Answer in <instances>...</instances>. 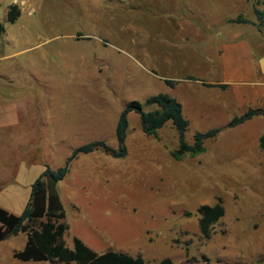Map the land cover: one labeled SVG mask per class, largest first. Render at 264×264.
<instances>
[{
    "label": "rangeland",
    "instance_id": "1",
    "mask_svg": "<svg viewBox=\"0 0 264 264\" xmlns=\"http://www.w3.org/2000/svg\"><path fill=\"white\" fill-rule=\"evenodd\" d=\"M10 6L19 11L12 24L6 20ZM258 9L264 11V0ZM238 17L248 23L229 22ZM0 24V207L16 215L46 166L57 169L72 149L95 141L116 149L118 114L128 102L143 104L160 93L181 96L191 120L215 110L213 96L172 92L160 77L202 79L217 70L221 39L264 55V25L258 33L253 0H0ZM153 108L143 105L144 112ZM228 117L219 108L217 126ZM128 124L127 131H134L125 158L112 161L97 149L100 160L87 162L84 186L79 165L57 184L68 226L65 246L71 249L77 237L97 253L121 252L151 263L171 258L173 264H247L217 259L235 254L254 260L264 234L250 233L243 212L234 210L242 219L208 242L196 220L200 206L220 203L229 213L228 201L237 205L248 181L238 178L235 163L247 149V166H258L256 137L264 133V122L223 129L204 142L203 153L180 161L170 156L178 143L170 123L155 136L140 137L138 114L129 113ZM194 133L189 126L187 143ZM258 177L264 197V172ZM257 219L264 226V216ZM224 229L221 218L214 232ZM25 241L18 234L0 242V264H49L14 259L12 252Z\"/></svg>",
    "mask_w": 264,
    "mask_h": 264
},
{
    "label": "trees",
    "instance_id": "2",
    "mask_svg": "<svg viewBox=\"0 0 264 264\" xmlns=\"http://www.w3.org/2000/svg\"><path fill=\"white\" fill-rule=\"evenodd\" d=\"M260 0H253V13L257 19V31L261 32L264 25V11L258 9ZM19 17L16 6H10L6 14L8 23H14ZM230 23L247 24L241 17L229 20ZM4 26L0 24V33ZM192 79V78H190ZM164 83L173 87L174 83L165 80ZM206 87L225 89L224 85L204 84ZM143 105L154 106L153 110L144 112ZM139 116L140 128L144 135L155 136L157 131L167 123L177 132L178 147L170 153L175 160L184 156H196L204 152V142L214 139L220 129H211L204 133H194L192 143L185 141L188 121L182 116L181 105L166 94L148 97L144 103L130 101L119 113L115 126L116 149L109 148L103 141H95L79 146L71 151L64 164L57 169L44 168L39 177L31 184L27 203L19 214H13L0 207V242L18 234L26 238L21 251H13L12 257L21 262H47L49 264H152L140 256L133 257L125 253L106 251L98 254L85 245L77 237L72 238V248L65 246L64 237L68 226L65 222V211L61 202L57 184L67 175L71 163L80 155L89 154L97 149L102 150L114 159L126 156L125 139L128 129V114ZM262 115L264 111L248 109L243 115L233 117L227 124L232 128L251 118ZM259 147L264 153V135L259 139ZM198 227L201 236L208 239L214 225L223 217L224 209L220 203L214 206L204 205L199 209ZM189 215V214H187ZM157 264H173L169 258L160 260Z\"/></svg>",
    "mask_w": 264,
    "mask_h": 264
},
{
    "label": "crops",
    "instance_id": "3",
    "mask_svg": "<svg viewBox=\"0 0 264 264\" xmlns=\"http://www.w3.org/2000/svg\"><path fill=\"white\" fill-rule=\"evenodd\" d=\"M220 41L222 42L221 43L219 42V45L215 48V50L218 51V56H219V68L217 70L209 69L208 71L205 72L202 79H195L193 77H183L182 79H174V78H171L170 75L162 76L159 79L163 83L165 80L172 81L174 83L173 87H169L165 83L164 85L168 87L172 92L177 89H183L189 92L188 97L192 99L196 98V96L198 95L196 92H199V91H202V94L204 96H208L209 98L213 96L211 100L213 101V103L216 104L215 110L212 113H208V112L199 113L198 114L199 120L197 119L191 120L187 116H184L183 108L181 106L182 116L188 121L189 126H195V133L197 132L204 133L211 129H220L221 131L223 129L224 130L228 129L226 126L230 122V120L235 116L243 115L248 109H259V110L264 111V55L261 56L260 58L255 57L254 55H252V51H250V49L247 48L246 44L242 42H235L231 40L226 41L222 39ZM204 84L224 85L225 89H220L218 87H206ZM170 97L175 99L177 102L181 99V96H170ZM219 108H223L229 114L228 121L222 127L221 126L218 127L215 122L216 111ZM253 120L264 122V116L262 115L255 116L251 118L250 120H247L238 126L244 125L248 123L249 121H253ZM199 125H202L205 128L198 129L196 126H199ZM238 126H235V127H238ZM164 127L165 125L162 128ZM235 127H232V128H235ZM128 129L129 130L131 129V126H129V124H128ZM132 131H134V129H132L131 131H127V135L125 139V146H126V151H127L126 155L129 153V145H130L129 137H130V132ZM139 131L140 130L136 131L137 137H140V135L143 134L142 131L140 132ZM262 135H264V133L259 134L256 137V141H258L257 142L258 146H259V139ZM177 147H178V143H177ZM95 151L89 154H83V155L78 156L71 163L69 171L67 173L68 175L73 165L75 167L79 165V172H80L79 174L83 178V183H82L83 186H84V183H86L84 173H86L87 168H88L87 162H89L90 160L92 161L97 160L96 158L100 160L99 157L94 153ZM171 152L172 150L170 151V153ZM70 153L66 156L65 160L69 157ZM250 154H251V150L248 152V150L245 149V152L241 155V158H239V162L235 163V165H240L241 172L239 174V177L236 175L229 174L228 172L226 174L228 177H231V178L238 177L241 181H244V180L248 181V188L245 189V192L241 190L242 195L237 205L234 204L232 199L228 201V204H229L228 208L230 209V212L229 213L227 212L226 207L223 208L224 215L222 218L224 219V222H225L224 231L222 232V234H215L214 227H213L210 237L206 239L207 242L211 240L215 235H221V236L225 235L227 233L228 224L229 222L233 221V219H235L236 222L242 219L241 215L237 217L234 216L233 214L234 210H237V211L240 210L246 215L247 222H245V227L249 228V230L251 231L250 232L251 234H264V233H261L264 231L263 222L260 223L259 220L257 219V217L261 218L264 216V213H263L264 212L263 211L264 210V197L262 196L260 191H258V182L260 178L258 176H259V173L264 172V153L262 152L261 149L259 150V154L257 158L258 166L254 167V170L250 168L249 166H247L248 158L250 157ZM113 160H119V159L112 158V161ZM112 161L108 163H111ZM175 161H180V160H175ZM95 169H98V166H95ZM98 174L99 172H97V175L96 177H94L93 182L95 181V178H97L98 180V177H97ZM255 184H257V186L255 188H251ZM83 186L81 187L82 190H83ZM61 202H62V199H61ZM201 207L202 206L198 208V211ZM187 214L190 215V213H186V216H189ZM260 214L262 215L258 216ZM199 217L200 215L198 212V218L196 220L197 225H198ZM198 230H199V227H198ZM104 252L106 251H101L98 254H101ZM169 259L172 261L171 258ZM217 259L219 260L225 259L226 261L230 260L231 262L238 261V263L245 262L247 264H264V248L261 249V252L257 254L254 260H247L242 255H238V254L232 255L231 257H224V258H217ZM159 261H157L156 263H152V264H157Z\"/></svg>",
    "mask_w": 264,
    "mask_h": 264
}]
</instances>
